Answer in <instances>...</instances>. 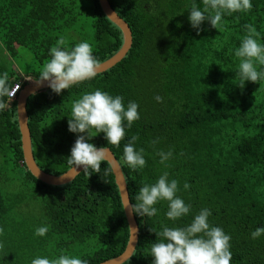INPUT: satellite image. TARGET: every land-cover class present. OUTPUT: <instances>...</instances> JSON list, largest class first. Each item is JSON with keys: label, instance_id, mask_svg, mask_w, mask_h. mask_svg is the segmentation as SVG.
<instances>
[{"label": "trees", "instance_id": "trees-1", "mask_svg": "<svg viewBox=\"0 0 264 264\" xmlns=\"http://www.w3.org/2000/svg\"><path fill=\"white\" fill-rule=\"evenodd\" d=\"M129 24L133 45L127 56L94 79L61 94L50 89L28 99L33 153L39 167L53 175L72 168L68 156L77 134L68 130L71 107L85 93L101 89L138 103L140 119L126 128L119 147L104 133L93 137L119 160L132 204L144 184L164 172L176 179L177 193L190 213L177 221L165 213L167 201L155 205L153 217L135 213L139 243L124 264H152L155 232L162 226L183 227L203 208L209 222L231 236V264H264V83L234 82L239 59L234 51L254 25L264 43V0H252L249 12L224 17L223 29L208 21L197 33L188 20L194 0H109ZM195 3L202 7L200 0ZM64 37L69 47L87 41L98 64L123 44V34L102 11L99 0H0V76L9 94L0 95V264H31L36 257L54 260L61 253L99 264L121 255L130 230L111 165L101 173L83 171L63 186H51L27 169L17 119L21 90L37 80L51 59L49 49ZM159 95L162 102H157ZM143 148L146 166L131 170L123 147L131 136ZM155 141V143H153ZM172 151L161 164L159 151ZM190 187L185 190L183 185ZM48 226L45 236L36 228ZM154 231V232H153Z\"/></svg>", "mask_w": 264, "mask_h": 264}, {"label": "clouds", "instance_id": "clouds-1", "mask_svg": "<svg viewBox=\"0 0 264 264\" xmlns=\"http://www.w3.org/2000/svg\"><path fill=\"white\" fill-rule=\"evenodd\" d=\"M202 7L194 2L189 9L188 20L197 33L203 31L201 25L208 21L212 28L219 32L224 26V17L233 13L249 12L252 0H200ZM246 34L240 39L234 55L239 59L236 69L238 87L243 89L246 82L264 83V43L260 42V33L254 25H245ZM51 59L40 71L38 83L48 82V86L56 94L84 81L97 76L98 61L92 46L87 41H81L69 47L64 37H60L55 46L49 49ZM6 74L0 76V95L9 94L5 85ZM157 102H162L159 95ZM139 105L129 101L125 105L123 97L111 95L101 89L85 93L75 100L71 107L68 120V130L76 133L77 138L71 147L68 164L72 170L92 173H101V164L106 162L109 149L97 147L93 137L104 133L108 145L116 147L125 139L126 128L140 119ZM136 136H131L123 147V159L131 170H140L146 166L144 149L135 148ZM155 143V141L153 142ZM160 163L165 164L172 156V151L161 150L157 153ZM168 173L164 172L155 183L144 184L136 196L137 203L131 205L132 210L139 216L153 217L158 214L155 207L161 201H167L165 213L169 220L177 221L187 216L191 205L177 195L180 191L176 179L169 180ZM187 190L190 185L184 183ZM129 206L126 202L125 208ZM211 210L203 208L194 216L191 223L183 227L162 226V230L155 232L156 242L152 243L150 255L152 264H231V236L221 227L213 226L209 222ZM48 226L36 228L35 235L43 237L48 232ZM154 232V231H153ZM264 235V226H258L251 232V238L257 239ZM31 264H87V261L61 253L57 259L36 257Z\"/></svg>", "mask_w": 264, "mask_h": 264}, {"label": "water", "instance_id": "water-1", "mask_svg": "<svg viewBox=\"0 0 264 264\" xmlns=\"http://www.w3.org/2000/svg\"><path fill=\"white\" fill-rule=\"evenodd\" d=\"M99 3L104 14L120 28L123 34V44L119 51L109 59L98 64L97 73L101 74L116 66L127 56L133 45V33L129 24L117 13V11H115L109 0H99ZM47 89H50L47 81L38 83L37 80L31 79L26 86L23 87L17 98V119L22 135L24 162L30 173L41 182L51 186H63L73 182L77 176L83 172L82 168L80 171L75 172L70 168L61 175L49 174L39 167L33 153L32 136L29 128V115L27 111L28 99L30 96ZM108 149L109 156L107 162L112 167L120 191L121 200L127 218L126 221H128L129 224L130 236L126 249L121 255L99 264H124L132 258L136 251L139 243L140 228L135 212L131 208L132 202L122 166L113 151L110 148ZM127 201H129V206L125 208Z\"/></svg>", "mask_w": 264, "mask_h": 264}, {"label": "built area", "instance_id": "built-area-1", "mask_svg": "<svg viewBox=\"0 0 264 264\" xmlns=\"http://www.w3.org/2000/svg\"><path fill=\"white\" fill-rule=\"evenodd\" d=\"M19 86L20 85H15L12 87V91L10 93V96L12 98H16L19 95V93L22 91L21 88H19Z\"/></svg>", "mask_w": 264, "mask_h": 264}, {"label": "rangeland", "instance_id": "rangeland-1", "mask_svg": "<svg viewBox=\"0 0 264 264\" xmlns=\"http://www.w3.org/2000/svg\"><path fill=\"white\" fill-rule=\"evenodd\" d=\"M29 80H31V78L22 79V81H24V82H29Z\"/></svg>", "mask_w": 264, "mask_h": 264}]
</instances>
